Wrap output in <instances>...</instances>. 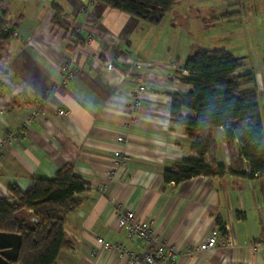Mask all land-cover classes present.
I'll return each mask as SVG.
<instances>
[{"label": "crops", "instance_id": "obj_1", "mask_svg": "<svg viewBox=\"0 0 264 264\" xmlns=\"http://www.w3.org/2000/svg\"><path fill=\"white\" fill-rule=\"evenodd\" d=\"M204 1L213 2L201 10L202 24L217 29L209 35L213 46L204 41L190 54L223 49L241 60L239 74L256 72L264 129V0ZM53 3L68 40L53 25ZM1 21L13 35L0 52V200L13 202L11 188L25 193L34 179H52L67 166L86 184L64 224L71 247L57 264H143L148 246L117 226L118 212L127 210L151 222L156 240L177 251V261L165 264H264V248L251 247L264 238V175L196 177L179 185L163 179L193 157L182 129L169 121L171 94L186 91L175 74L191 56L182 60L176 51L183 48V24L151 26L91 0H0ZM138 59L171 66L166 75L145 74L131 67ZM66 62L76 71L71 79ZM140 77L153 81L133 110ZM212 137L217 164L228 168L224 131ZM20 217L32 221L31 214ZM214 230L219 244L200 251ZM228 233L237 246L221 245Z\"/></svg>", "mask_w": 264, "mask_h": 264}, {"label": "trees", "instance_id": "obj_2", "mask_svg": "<svg viewBox=\"0 0 264 264\" xmlns=\"http://www.w3.org/2000/svg\"><path fill=\"white\" fill-rule=\"evenodd\" d=\"M151 26L160 25L178 0H91ZM53 25L69 39L53 3ZM0 22V52L12 37ZM72 36V35H71ZM241 60L223 49H198L175 73L185 92L170 96V123L182 129L193 157L184 158L171 171L166 183L179 185L196 177L215 178L229 174L252 178L264 175V129L259 95L253 73L239 74ZM186 73L183 75L182 73ZM222 129L229 151V167L217 164L212 131ZM248 170V173L246 171ZM86 184L72 167L58 171L52 179H34L23 193L11 188L13 202L0 200V233L21 236L16 262L7 264H57L60 253L71 247L64 233L69 213L74 212ZM31 214L28 222L20 213Z\"/></svg>", "mask_w": 264, "mask_h": 264}, {"label": "built area", "instance_id": "obj_3", "mask_svg": "<svg viewBox=\"0 0 264 264\" xmlns=\"http://www.w3.org/2000/svg\"><path fill=\"white\" fill-rule=\"evenodd\" d=\"M17 35V34H14ZM106 69H112V65L110 63L105 64ZM65 71L66 79H71L75 76V69L72 68L71 63H65L63 66ZM178 71V70H177ZM146 90L145 85L138 83V88L136 89V93L134 95V101L132 104V109L136 110L139 107L141 101V93ZM57 114L59 116L68 115V112L65 110H57ZM28 122L31 121V118L27 120ZM26 122V123H28ZM125 139L123 137H118V142H123ZM116 157H119L120 154L118 152L115 153ZM1 174V168H0ZM117 226L119 230L128 236L129 238H135L137 241L144 242L148 246V250L144 255L143 264H165L166 259L168 258L171 263H174L178 259L177 251L171 247H167L164 244H161L153 235L152 231V223L151 222H140L134 212L127 210L125 212H118V222ZM218 230H214L211 235L207 238V240L199 246L200 251L210 250L216 247L219 242ZM97 242L105 249H111L113 246L105 242L103 239L98 238ZM222 246L226 248H233L237 246L236 238L233 234L228 233L223 239L221 240ZM252 249H256L257 247L264 248V238L261 240L255 241L252 243Z\"/></svg>", "mask_w": 264, "mask_h": 264}, {"label": "rangeland", "instance_id": "obj_4", "mask_svg": "<svg viewBox=\"0 0 264 264\" xmlns=\"http://www.w3.org/2000/svg\"><path fill=\"white\" fill-rule=\"evenodd\" d=\"M218 3H216L215 5H218ZM177 4L178 5L176 7V10L173 8L175 10V13L171 12L163 20L162 23H165L168 20H176L184 25V34L179 36L182 40L181 42H182L183 48L180 50H176V51L179 52V57L182 60H185L188 57V55H191L190 53H192V51L196 49V44L199 45L200 47V45L204 44V41L210 42L212 40L210 36H212L214 34V31L217 29H214V26H215L214 24H211V23L202 24V19H203L204 14L201 12V10L203 7H208L209 5H213L212 1L200 0L198 2L197 0H178ZM224 24L226 26L228 23H224ZM218 27L219 25L217 26V28ZM168 37H171V40H172L174 39L175 36L174 34L172 35L170 32H168ZM210 45L213 46L212 42H210ZM217 45H221V44L218 42ZM170 66L171 65H168V64L162 65V64H157V63L155 64L152 62L146 63L145 61H142L139 59L134 60L131 63L132 68L136 70H142L145 74H150V75H155V76L166 75L165 71ZM251 67L252 66H244V68L249 69V71ZM258 67L261 68L262 66H258ZM253 75L254 76L256 75L255 71L253 72ZM150 81H153V80L146 79L144 77H140V79H138V82H140V85L144 84L146 87V90L144 92L148 90V86L146 85V83ZM137 88H138V85H137ZM144 92H142L141 94H143Z\"/></svg>", "mask_w": 264, "mask_h": 264}, {"label": "water", "instance_id": "obj_5", "mask_svg": "<svg viewBox=\"0 0 264 264\" xmlns=\"http://www.w3.org/2000/svg\"><path fill=\"white\" fill-rule=\"evenodd\" d=\"M34 218L32 219V221ZM21 247V236L17 234L0 233V264L16 262Z\"/></svg>", "mask_w": 264, "mask_h": 264}, {"label": "clouds", "instance_id": "obj_6", "mask_svg": "<svg viewBox=\"0 0 264 264\" xmlns=\"http://www.w3.org/2000/svg\"><path fill=\"white\" fill-rule=\"evenodd\" d=\"M178 71H179V70H178ZM178 71H177V72H178ZM177 72H176V73H177Z\"/></svg>", "mask_w": 264, "mask_h": 264}]
</instances>
